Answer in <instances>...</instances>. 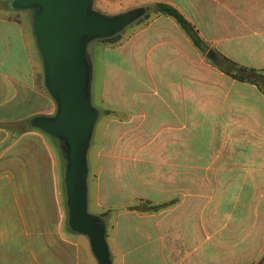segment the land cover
I'll return each mask as SVG.
<instances>
[{"label":"crops","instance_id":"1","mask_svg":"<svg viewBox=\"0 0 264 264\" xmlns=\"http://www.w3.org/2000/svg\"><path fill=\"white\" fill-rule=\"evenodd\" d=\"M157 2L207 47L153 12L104 46L107 119L92 182L111 264H264V86L207 56L264 73V0H135L124 10ZM24 10L0 7V264H97L67 224L58 143L30 124L56 104L38 82Z\"/></svg>","mask_w":264,"mask_h":264},{"label":"water","instance_id":"2","mask_svg":"<svg viewBox=\"0 0 264 264\" xmlns=\"http://www.w3.org/2000/svg\"><path fill=\"white\" fill-rule=\"evenodd\" d=\"M8 5L32 14L44 85L55 101L56 111L34 116L30 124L56 139L64 159L67 224L88 238L97 264H111L105 222L87 210V152L99 116L91 103L92 62L87 47L95 39L121 32L147 8L107 15L93 8V0H10ZM207 56L218 60L213 50Z\"/></svg>","mask_w":264,"mask_h":264},{"label":"rangeland","instance_id":"3","mask_svg":"<svg viewBox=\"0 0 264 264\" xmlns=\"http://www.w3.org/2000/svg\"><path fill=\"white\" fill-rule=\"evenodd\" d=\"M135 0H123L119 3L116 2H108L107 0H93V8L99 12H102L107 15H113L119 12H122V10L127 9V7L130 5V2H134ZM150 1V0H146ZM6 6V4H4ZM121 10V11H120ZM125 11V10H124ZM21 16L26 21L27 28H29L30 32V11L24 10L20 11ZM135 23L132 22L127 27H125L122 30V38L124 37V32L128 31L131 26H133ZM122 40V39H121ZM120 40V41H121ZM119 43V42H118ZM116 43V44H118ZM112 44V45H116ZM109 44H104L100 41V39H95L91 41L88 44V52L90 55V59L92 62V77H91V103L94 107L100 110V113H103V109L101 108L105 107L104 102L102 101V89H103V82H104V70H103V60L109 59V55L111 53L110 49H104V46H108ZM109 45V46H112ZM37 58L39 63L41 64V57L39 54V51L37 49ZM106 116L104 114H99V117L95 123L93 134L90 141V146L87 152V162H88V168L90 167V171L88 172L87 176V187H88V205L87 210L90 213L98 214V208L96 207L93 198H94V190H93V182H92V169L94 164H96L95 155L97 152V149L99 147V144L101 142V134L102 129L104 127V123L106 121ZM60 156V155H59ZM58 156V159H60ZM62 157V156H61ZM62 164L64 166V161L62 159ZM63 172V170H62ZM83 245L87 244L89 240L87 241V237L83 236ZM83 247L82 245H80ZM84 248V247H83ZM85 250V249H84ZM91 250V248H90ZM86 251V250H85ZM82 252V249H81Z\"/></svg>","mask_w":264,"mask_h":264},{"label":"trees","instance_id":"4","mask_svg":"<svg viewBox=\"0 0 264 264\" xmlns=\"http://www.w3.org/2000/svg\"><path fill=\"white\" fill-rule=\"evenodd\" d=\"M8 3L9 2H0V7L2 4L7 5ZM149 12H153L154 14H164L172 17L182 28V30L187 34V36L190 38V40L196 47L203 51L206 50L207 45L200 37L194 25L175 6L165 2H157L150 8L149 11H146L144 15H142L134 22L141 23L142 21L148 18ZM122 33L123 32L121 31L113 36L101 38L100 41L104 44L109 45L116 44L122 39ZM211 62L218 66L220 69H222L224 72L232 75L233 77L256 83L261 88H263L264 86V73L261 71H258L254 68H246L244 66H239L236 62H233L232 60L222 55L219 56L218 60H211ZM38 82L41 83L42 86L45 88L43 71L38 73ZM103 215H105V213L101 214L100 216L103 217Z\"/></svg>","mask_w":264,"mask_h":264},{"label":"flooded vegetation","instance_id":"5","mask_svg":"<svg viewBox=\"0 0 264 264\" xmlns=\"http://www.w3.org/2000/svg\"><path fill=\"white\" fill-rule=\"evenodd\" d=\"M87 51H88V49H87ZM88 54H89V52H88ZM90 56V55H89Z\"/></svg>","mask_w":264,"mask_h":264}]
</instances>
